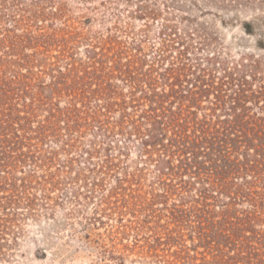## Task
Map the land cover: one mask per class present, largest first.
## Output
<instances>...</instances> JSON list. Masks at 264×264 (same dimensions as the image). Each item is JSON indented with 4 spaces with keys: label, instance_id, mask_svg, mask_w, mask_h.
Masks as SVG:
<instances>
[{
    "label": "trees",
    "instance_id": "obj_1",
    "mask_svg": "<svg viewBox=\"0 0 264 264\" xmlns=\"http://www.w3.org/2000/svg\"><path fill=\"white\" fill-rule=\"evenodd\" d=\"M242 1L253 2L216 0ZM256 1L264 6V0ZM47 2L0 0V261L18 243L24 218L48 206L52 193L83 164L94 176L80 172L77 178L91 187L85 194L88 200L101 194L102 207L116 203L117 216L132 213L135 218V208L148 215L158 198L178 199L170 219L182 226L192 218L205 227L200 240L208 242L212 264H264V230L257 229L264 226V60L247 57L218 74L197 60L191 63L180 50L164 65L174 48L171 41L147 63L141 45L128 47L110 38L72 82L59 72L64 76L41 86L50 91L47 97L34 93L30 72L35 61L22 53L31 47L37 55L48 45L50 37L41 25L47 20L42 8ZM256 12H263L257 20L264 29V11ZM64 87L70 99L60 107L54 99ZM88 133L103 141L86 148L83 139ZM117 135L138 141L143 164L157 174L160 196L143 199L134 189L144 171L123 173L120 159L112 154ZM104 141L109 147L103 164L93 165ZM117 173L123 175L114 177L118 187L105 196L107 178ZM122 218L117 222L124 233L132 227L123 225ZM149 241L146 255L159 263L187 258L181 243L174 255H160L173 241L169 231L164 237L154 233Z\"/></svg>",
    "mask_w": 264,
    "mask_h": 264
},
{
    "label": "rangeland",
    "instance_id": "obj_2",
    "mask_svg": "<svg viewBox=\"0 0 264 264\" xmlns=\"http://www.w3.org/2000/svg\"><path fill=\"white\" fill-rule=\"evenodd\" d=\"M48 1L42 4L47 20L41 24L43 32L50 37L48 45L39 48L37 55L31 47L22 52L23 55H33L35 61L30 72L35 85L34 93H43L47 97H51L50 91L41 86L48 87L54 83V77L64 76L59 72L69 78V83L72 82L75 75H81L89 66V57L94 51L101 54L102 42L110 38L128 47H133V43L141 45L147 63H151L158 50L171 41L170 45L174 48L166 54L168 57L164 65L172 57H177L180 50L187 52L191 63L198 61L203 68L218 74L222 73V68L232 69L247 57L264 60V29L257 20L263 12H256L258 9L264 11V6L256 0L252 3L223 4L216 0ZM248 25L251 26L250 32L246 30ZM33 33L39 36L42 32ZM22 72L26 73V70ZM69 99L64 87L54 102L64 107ZM39 115L44 117L45 113ZM99 141L103 139L88 133L83 139V146L90 149L92 142ZM112 143V154L120 159L123 173L134 175L138 169L144 171L133 184L142 198L150 199L152 194L160 196L163 189L156 184L154 168L143 164L138 141L117 135ZM50 146L57 149L54 144ZM107 147L106 142L100 154L92 159L93 165L103 164L104 149ZM83 156L85 160L89 159L87 154ZM61 159H64L63 155ZM85 160L82 159V162ZM80 165L73 168L61 190L52 193L53 201H46L48 206H39L34 217L24 218L18 243L11 247L0 264H212L206 248L208 242L200 240L205 227L201 228L192 218L182 226H176L170 219V209L180 205L178 199L167 201L158 198L149 207L153 211L149 213L152 218L137 208L135 218L132 213L119 217L115 213L116 203L105 207L100 205L101 194L87 199L85 194L91 192V187L77 178L80 172L90 179L94 176L87 173L83 164ZM117 176L123 177L117 173L107 178L105 196L111 195L118 187L114 179ZM35 193L41 198L38 191ZM190 206L185 205L183 209ZM245 208L238 207L239 210ZM118 218H122V224L132 229L122 233ZM136 221L149 224L139 226L134 223ZM151 227L153 232H150ZM257 229L263 231L264 226H257ZM168 231L173 241L164 247L165 251L160 255H174L180 247L176 244L181 243L185 249L183 258L187 257V260L175 263L173 258H166L169 263H159L156 258L146 255L147 245L152 244L149 238L154 233L164 237Z\"/></svg>",
    "mask_w": 264,
    "mask_h": 264
}]
</instances>
